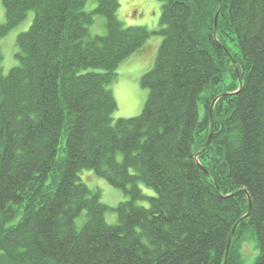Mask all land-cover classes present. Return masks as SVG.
Instances as JSON below:
<instances>
[{
	"label": "trees",
	"instance_id": "16d2710c",
	"mask_svg": "<svg viewBox=\"0 0 264 264\" xmlns=\"http://www.w3.org/2000/svg\"><path fill=\"white\" fill-rule=\"evenodd\" d=\"M95 1L1 0L0 39L33 19L0 71V264H241L248 238L264 264V0H160L152 33ZM153 34L141 113L112 122L108 86ZM95 178L126 200L103 204Z\"/></svg>",
	"mask_w": 264,
	"mask_h": 264
},
{
	"label": "rangeland",
	"instance_id": "374dc122",
	"mask_svg": "<svg viewBox=\"0 0 264 264\" xmlns=\"http://www.w3.org/2000/svg\"><path fill=\"white\" fill-rule=\"evenodd\" d=\"M119 7L116 12L118 20L123 28L143 27L148 32H156L159 28V20L162 10V2L160 0H118ZM96 7L95 0H86L84 11L91 12ZM33 13H28L26 19L18 26L10 30L2 39H0V71L5 76L18 62L15 59L18 49L16 38L19 34L26 32L32 22ZM5 22L4 9L0 0V25ZM217 27V22H216ZM217 29V28H216ZM90 36H103L106 33L105 19L103 16H94L93 23L88 27ZM161 37L153 34L148 39V44L144 46L147 51L140 56L129 57L122 62L116 70V79L108 86L111 90L116 102V110L111 116L112 122L118 119H129L138 116L147 98V90L141 88L140 78L148 72L154 64L157 53V45L161 42ZM224 44V47L237 55V47L229 38H218ZM217 41V40H216ZM157 42H159L157 44ZM234 66V65H233ZM237 68V65L234 66ZM235 71V70H234ZM238 80V79H237ZM231 84L228 75L223 77V88ZM83 174L91 173L84 172ZM96 179V178H95ZM98 182L96 187L101 190V202L109 207H116L120 202L126 200L122 191L113 189L105 184L102 180L96 179ZM145 195H154L151 189L144 186L140 187ZM96 189V188H95ZM107 220L109 218L107 217ZM241 264H253L258 254L255 241L251 238L246 239V243L241 249Z\"/></svg>",
	"mask_w": 264,
	"mask_h": 264
},
{
	"label": "water",
	"instance_id": "95a60500",
	"mask_svg": "<svg viewBox=\"0 0 264 264\" xmlns=\"http://www.w3.org/2000/svg\"><path fill=\"white\" fill-rule=\"evenodd\" d=\"M217 17H218V13H217V14L215 15V17H214V32L216 31V28H217V27H216ZM223 49L225 50L226 53H228L224 47H223ZM235 73H237L236 69H235ZM238 86H239V87L241 86V78H238ZM236 93H237V92H234V93H232V94H230V95H235ZM213 104H214V103H213ZM210 140H211V135H209V137H208V140H207V142H206V147L209 145ZM196 163H197V165L201 168V170H202L203 172L207 173V172H206V171L200 166V164L198 163V161H197ZM243 192L245 193V195H246V197H247V201H248V211H247V214L244 215V216L239 220L238 223H240L241 221L245 220V219L249 216V214H250V211H251V202H250V198L248 197V194H247L244 190L237 191L236 193H233L232 195L229 196V197H233V196L237 195L238 193H243ZM238 223L233 227V229H232V231H231V233H230V236H229V239H228V243H227V247H226V253H225L224 260H225L226 257H227V253H228V250H229V247H230V242H231V239H232V237H233V235H234V232H235V230H236V227H237Z\"/></svg>",
	"mask_w": 264,
	"mask_h": 264
}]
</instances>
